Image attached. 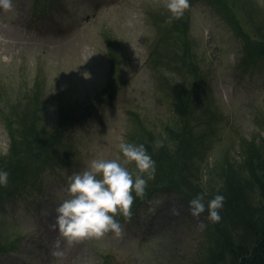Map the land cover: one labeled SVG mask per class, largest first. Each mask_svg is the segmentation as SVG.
Returning a JSON list of instances; mask_svg holds the SVG:
<instances>
[{"label":"rangeland","instance_id":"rangeland-1","mask_svg":"<svg viewBox=\"0 0 264 264\" xmlns=\"http://www.w3.org/2000/svg\"><path fill=\"white\" fill-rule=\"evenodd\" d=\"M189 4L171 23L163 0H12L11 11L0 9V171L9 174L7 187L0 186V264L205 261L208 220L193 217L188 201L173 189L158 192L130 221H120L121 238L109 233L72 246L60 241L57 247L58 231L51 227L69 176L84 171L92 159H122L119 144L132 143V134L159 138L166 125L180 123L169 84L184 91L191 77L183 80L167 65L179 54L170 49L175 36L185 34L179 40H187L203 79L192 91L198 99L189 117L190 128L203 132L207 143L193 147L201 180L240 139L261 145L264 58L253 56L252 46L264 40V0ZM156 52L164 63L155 64ZM38 91L35 136L22 153L12 154L9 126L16 107L28 108ZM60 108L72 109L65 128L59 124ZM201 119L205 123L196 124ZM21 126L27 134L31 119ZM46 135L52 141L40 165L35 141ZM200 223L206 226L201 229Z\"/></svg>","mask_w":264,"mask_h":264},{"label":"trees","instance_id":"trees-1","mask_svg":"<svg viewBox=\"0 0 264 264\" xmlns=\"http://www.w3.org/2000/svg\"><path fill=\"white\" fill-rule=\"evenodd\" d=\"M225 11L229 13L230 21L236 24L237 20L232 18L231 7L227 4ZM185 24L182 23L181 27L186 28ZM174 30L180 32L177 28ZM168 33L170 36L167 40L173 35L170 31ZM184 36L185 34L174 37L176 42L170 44V49L179 50V54L167 63L179 75H183V80H187L185 77L187 74L191 77V85L187 89L184 88V91H181L183 88L169 84L173 110L180 123L166 125L165 134L159 135V138L151 133H146L145 138L141 133L132 134L131 137L132 144L144 145L155 162L152 184L146 187L143 199L135 198L131 208L132 217L153 195L158 192L167 193L170 189L182 195L188 203L196 196L204 194L205 205L216 195H222L224 204L219 211L221 219L218 223L208 221L203 235L204 246L206 245L205 261L201 264H264V138H257L261 145L255 141L256 139L251 141L240 139L238 148L231 149L229 153L225 152L215 165L210 167L206 179L201 180L200 157L198 155L195 158L196 152L193 147L207 143L203 132H194L192 127L190 128L189 117L193 115V107L198 99L196 95L192 98V91L199 87L203 79L199 77L196 72L198 68L191 61L192 51L190 52L187 40H179V37ZM248 46H252V43ZM252 49L253 56L264 58V40L257 39ZM156 54L155 64L164 63L157 52ZM199 99L204 100V96H199ZM31 104L33 108L30 110ZM31 104L28 108L27 104L24 107H16V118L9 126L12 154L13 151L22 153L23 145L29 146L31 138L35 136L33 131V129L37 131L35 116L38 115V109L40 110L39 91ZM71 110L60 108L61 127L70 125L73 119ZM12 114L14 116L15 112ZM8 116L6 115L7 121L11 122V117ZM209 118L211 119V113ZM29 119L32 124L30 131L22 135L24 127L21 123L29 122ZM201 122L205 123V120L201 119L196 124ZM50 141L52 139L47 135L43 140L35 141L36 157L39 160L37 163L40 165L46 161L44 152ZM157 141L161 143V147H155ZM170 142L175 145L173 148L169 147ZM212 176L216 179L213 184ZM133 195L135 196V193ZM202 215L207 220V208ZM116 219L122 221L124 218L117 216ZM1 250L3 249L0 247Z\"/></svg>","mask_w":264,"mask_h":264},{"label":"clouds","instance_id":"clouds-1","mask_svg":"<svg viewBox=\"0 0 264 264\" xmlns=\"http://www.w3.org/2000/svg\"><path fill=\"white\" fill-rule=\"evenodd\" d=\"M12 7V0H0L4 12ZM163 7L169 13L167 22L171 23L180 19L190 4L189 0H163ZM161 146L157 141L155 147ZM119 149L122 159H92L84 171L68 177L51 225L58 231L57 247L60 241L72 246L87 239H101L109 233L114 238L123 236V226L116 217L131 220L135 198L143 199L148 181L154 179L155 162L142 144L120 143ZM129 165L134 166V171L129 170ZM8 176L7 171H0V185H7ZM223 204L224 196L216 195L205 205L204 194H200L189 202V210L198 218L207 208V220L218 223ZM205 226L199 225L201 229Z\"/></svg>","mask_w":264,"mask_h":264}]
</instances>
